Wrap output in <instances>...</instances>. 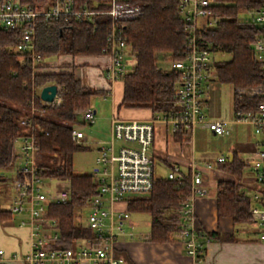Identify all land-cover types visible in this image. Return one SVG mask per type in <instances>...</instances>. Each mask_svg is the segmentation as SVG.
Returning <instances> with one entry per match:
<instances>
[{"label": "built area", "instance_id": "2783aa9c", "mask_svg": "<svg viewBox=\"0 0 264 264\" xmlns=\"http://www.w3.org/2000/svg\"><path fill=\"white\" fill-rule=\"evenodd\" d=\"M214 0H178L177 12L185 36L181 57L170 61V68L179 73L175 89L178 109L170 115L150 114L146 118H123L118 112L111 117L109 139L95 144L94 167L89 173L96 184L97 191L85 206L87 217L83 220L93 233L89 239L76 240L72 247L55 248L53 243L58 238L56 221L46 216L47 207L54 203H66L70 199V189L66 181L56 179L62 184L50 189L49 178L36 167V146L32 135L19 134L14 138L18 143L13 176L10 179V204L7 210L12 215H19V226H28L31 233L29 250L24 254H6L0 248V260L21 259L26 264H123L124 260L115 254L116 241L120 235L129 238L134 235L130 226L128 195L148 193L154 180V157L151 149L154 141L156 124H163L172 135L184 131L191 139L196 127L209 130L214 135H228L227 122L208 118V92L216 81L213 62L217 53L204 37V33L215 27L218 17L215 15ZM105 10L90 7L77 0H50L42 4H25L20 0H0V28L16 30L20 34L10 50L26 54L33 71L49 70L50 64L37 55L35 50L36 28L39 20L53 21H93L95 16L106 15L109 19L106 43L100 55L107 56L108 66L103 77L112 83H121L127 73V54H131L126 44L124 30L126 23L141 13L137 0H108ZM246 11L254 13L252 20L257 34L251 43L256 61L264 70V2L257 8ZM97 55V56H100ZM132 66V65H131ZM42 87V86H41ZM39 88V92L40 89ZM232 96L256 99L255 108H232V121L251 125L255 147L249 157L240 155L239 159L251 170L253 182L250 191V215L258 229L257 240L264 243V75L259 84L246 87H231ZM102 97L112 94L113 89H105ZM39 92L38 96H39ZM61 87L56 85V95L52 102L42 105L61 103ZM35 108L31 107V114ZM79 123L71 129L72 140L87 146L88 138L79 129L83 124L91 125L96 120V110L90 105L75 110ZM26 120H21L26 125ZM229 157L220 155L213 161H191L186 172L172 163L166 177L180 180L190 178V192L179 208L180 239L185 252L201 260L206 244L210 241L206 232L193 226L194 201L208 194L207 181L214 164ZM84 212V211H83ZM82 214V212H81ZM83 219V218H82Z\"/></svg>", "mask_w": 264, "mask_h": 264}, {"label": "trees", "instance_id": "16d2710c", "mask_svg": "<svg viewBox=\"0 0 264 264\" xmlns=\"http://www.w3.org/2000/svg\"><path fill=\"white\" fill-rule=\"evenodd\" d=\"M50 0H20L35 5ZM90 7L105 10L108 0H77ZM141 13L126 23L124 37L135 63L121 78V99L117 110L146 108L153 114L170 115L178 109L175 89L179 73L158 64L156 54L163 60L181 57L185 36L177 12L178 0H137ZM213 10L218 17L215 27L203 35L217 53L230 58L214 60L215 79L231 87H246L261 82L264 70L256 61L251 47L257 28L252 18L240 20L238 13L259 7L264 0H214ZM109 19L95 16L93 21L39 20L36 28L34 52L42 58L59 55H100L106 43ZM19 30L0 28V184L3 171L12 167L17 135L33 136L36 167L49 178L66 181L70 199L47 207L46 216L56 221L58 238L55 248H69L79 239H89L93 233L87 228L82 214L89 198L96 193V184L89 173L73 171V154L89 149L76 144L71 129L79 123L75 110L90 105L92 99L106 93L105 89L83 86L70 69L33 71L29 56L10 50L19 37ZM55 66V65H52ZM46 84L61 87V103L42 105L38 90ZM256 99L232 96V108L254 109ZM31 107L35 108L31 114ZM26 120L22 125L21 120ZM184 131H176V141L188 140ZM217 169L231 179L216 183L218 216L230 217L235 224L253 223L250 215L252 188L241 179L246 164L236 153L216 164ZM3 178V179H2ZM190 192V178L180 180L154 178L151 190L128 201L129 212L150 215L147 238L152 242H171L180 236L179 208ZM82 212V214H81ZM11 213L0 203V220ZM210 240L221 239L216 232L206 233ZM203 257V256H201Z\"/></svg>", "mask_w": 264, "mask_h": 264}, {"label": "crops", "instance_id": "0c3cea01", "mask_svg": "<svg viewBox=\"0 0 264 264\" xmlns=\"http://www.w3.org/2000/svg\"><path fill=\"white\" fill-rule=\"evenodd\" d=\"M69 57L78 58L76 62L73 63L75 67L73 71L83 86L102 89L112 88L113 95L116 94L117 88L120 89V96L113 103L110 112L105 116H98V126L103 129L101 134L109 136L111 117L116 112L123 118H146L149 116L150 110L146 108L121 107L117 110V105L122 95L121 83L111 84L103 77L104 69L109 64L107 56L91 55ZM79 58L85 59L80 60ZM78 67L79 69H77ZM76 71H86L92 76L85 78L81 74H77ZM220 84L221 83L216 80L213 84V88L209 90L208 99L206 101L207 105L209 100L211 103L219 100ZM117 85H119L120 88ZM216 119L226 121L228 128L230 125L243 124V129L246 131L245 134L252 129L249 124L233 122L231 117H217ZM231 128L232 127H230V129ZM246 136L247 138L244 142L237 143L236 146L232 148V153H236L238 157L241 155L248 158L249 152L255 147V135L253 138H249V134ZM187 137L188 140L176 141L174 136L168 132L163 124H156L154 141L151 149L154 159L155 156L158 155L163 164L168 168L172 163H176L180 166L181 171L186 172L189 163L191 161H196L192 157L191 148L188 145L191 139L188 135ZM207 160L213 161V159H204L202 161ZM209 174L207 181L208 194L196 198L194 201L195 220L193 221V226L203 229L206 233L216 232L221 236V239L210 240L206 244L202 259L196 260L185 252L180 236L171 242H152L147 238L149 233H146L138 234L142 235L144 237L143 239H138L137 236L129 238L126 235H120L118 237L115 246V254L123 258V264H264V243L259 242L257 237L239 240L235 239V233H239V229H241V233H244L245 229L233 223L230 217L217 215L215 188L217 181L223 178V173L220 172L216 164H214V168ZM249 175H251V170ZM244 183L248 185V182ZM3 208L7 209V207ZM20 218L19 215H11L8 219L0 220V248L3 249L6 254H24L30 248V229L28 226H19L18 223ZM0 264L26 263L21 259L5 260L3 258L0 260Z\"/></svg>", "mask_w": 264, "mask_h": 264}, {"label": "rangeland", "instance_id": "374dc122", "mask_svg": "<svg viewBox=\"0 0 264 264\" xmlns=\"http://www.w3.org/2000/svg\"><path fill=\"white\" fill-rule=\"evenodd\" d=\"M45 3V2H43ZM42 4V3H38ZM46 4V3H45ZM254 13L249 11H240L238 13V18L240 20H249L252 18ZM67 57V58H66ZM77 57V56H76ZM83 57V56H82ZM158 64L162 65L164 68H170V61L163 60L162 54H156ZM215 60H225L230 58V55L227 53H215ZM78 58H70L68 55H59L45 58L48 64H50V69L54 68L58 69H70L74 70V62H76ZM83 60L85 58H79ZM75 60V61H74ZM125 60L128 63L127 68L129 69L131 65L135 63V58L132 54H127L125 56ZM55 65V66H52ZM70 67H69V66ZM90 68V67H89ZM79 69V67L77 68ZM77 74H81L85 78H89L92 76L88 74L86 71H76ZM119 88L120 86L117 85ZM39 92V90H38ZM120 89L117 88L116 94H110L106 97L97 96L94 97L90 103L92 109L96 110L97 120L94 124L87 125L83 124L79 127V129L87 136L88 143L87 146L89 149L84 151H79L73 154L72 158V167L75 173L85 174L90 173L94 167V159H95V144L99 141H106L109 139V136H105L101 134L103 129L98 126V116H105L110 112L113 103L119 98ZM205 114L208 118L216 119L217 117L221 118H232V88L229 84L221 83L220 91H219V100L211 103L208 101L207 108L205 109ZM100 118V117H99ZM230 127H232L230 129ZM230 134L217 136L213 135L209 130L196 127L191 134V142L188 144L191 148L192 157L199 161V163L204 159H215L217 156L224 155L227 157H231L232 148L235 147L237 143L244 142L247 138L246 135L249 134V138H253L254 132L253 129L246 131L243 129V124L230 125ZM18 143L15 144V148L17 149ZM18 161L13 162L12 167L5 169L3 171L4 180L0 184V203L2 207H9L10 204V196L12 190L10 188V179L13 176V166H16ZM249 167H245L243 170L242 181L248 182V186H253V182L251 179V175H249ZM169 168L165 166L158 155L155 156L154 159V177L161 178L166 177ZM224 179H231L232 177L226 173H223ZM50 184V189H55L57 185H61L62 183L56 179L47 180ZM250 186V187H251ZM141 194L134 193L128 195L129 197L135 198L139 197ZM87 208L84 209L82 214L83 220L87 217ZM130 226L127 227L128 230H131L134 235L138 234H146L149 233L150 228V215L146 212H130ZM238 226L243 227L245 230L244 233H241V229L238 230L239 233H235V239H243V238H256L257 237V226L254 223H246V224H238Z\"/></svg>", "mask_w": 264, "mask_h": 264}, {"label": "water", "instance_id": "95a60500", "mask_svg": "<svg viewBox=\"0 0 264 264\" xmlns=\"http://www.w3.org/2000/svg\"><path fill=\"white\" fill-rule=\"evenodd\" d=\"M56 95V85L46 84L43 85L39 92V97L45 102H52ZM3 179V178H2Z\"/></svg>", "mask_w": 264, "mask_h": 264}]
</instances>
